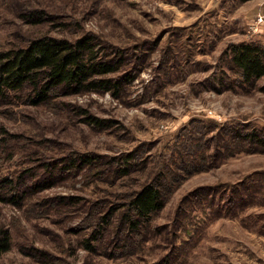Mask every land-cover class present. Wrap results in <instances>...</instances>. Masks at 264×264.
<instances>
[{
	"label": "rangeland",
	"instance_id": "rangeland-1",
	"mask_svg": "<svg viewBox=\"0 0 264 264\" xmlns=\"http://www.w3.org/2000/svg\"><path fill=\"white\" fill-rule=\"evenodd\" d=\"M239 3L0 0V50L39 35L90 33L109 58L122 52V71L113 76H127L117 95L58 90L39 105L24 92L0 100V175L30 169L38 186L20 206L0 200V236L8 231L12 242L0 264H264V76L243 85L225 53L232 43L264 45V22L250 31L264 5ZM35 10L49 17L23 18ZM228 125L262 134L254 142L235 135L222 142ZM193 141L208 161L179 168L175 157L190 155ZM217 143L222 149L213 157ZM130 152V174L106 171L107 161ZM89 155L97 156L92 165L48 177L55 165ZM158 178L165 205L132 232L122 220L124 205ZM110 211L88 249L90 213Z\"/></svg>",
	"mask_w": 264,
	"mask_h": 264
},
{
	"label": "trees",
	"instance_id": "trees-1",
	"mask_svg": "<svg viewBox=\"0 0 264 264\" xmlns=\"http://www.w3.org/2000/svg\"><path fill=\"white\" fill-rule=\"evenodd\" d=\"M237 1L246 2L249 0ZM22 16L28 20L33 19L32 21H43L40 19L45 16L48 18L49 13L45 10H35L29 14H22ZM97 40L96 35L90 33L83 34L75 39L39 35L28 38L24 44H15L0 50V100L13 95L18 97L21 92H24L31 104L39 105L49 101L58 90L66 94L90 90L112 91L116 95L119 94L127 76L122 78V76L115 77L113 75L121 73L124 56H121V51L113 50L115 59L113 56L109 58L110 54L105 52V47L100 48L98 46ZM225 53L229 57L227 65L240 71L243 85L244 83L251 84L264 76L263 44L252 41L232 43L225 50ZM89 120L96 125H101L102 122L94 116H90ZM228 124L236 126L231 123ZM217 125L219 127V123ZM229 125L224 127L223 133L225 136L222 138V142L230 135H235L234 139L237 137L238 140L244 139L242 136H246L249 138L248 141H253L257 135L262 134L259 130L247 129L246 132L240 131V127L233 132V128ZM262 142L264 143V140ZM191 143L194 147L191 148L190 155L181 153L175 157L174 163L179 168L193 166V164H196L195 161L200 158L201 161H208L206 152L203 154V149L198 148L200 142L193 141ZM235 145H245L242 148L252 149L250 145L242 141L237 142ZM223 147L228 149L229 144H225ZM219 148L222 149L220 143H217V150L215 151L217 153L213 154V157L219 156ZM135 155V152H130L126 156L121 155L114 160L107 161L108 168L106 171L110 173L111 171L117 172L119 177L130 174L136 161L134 160ZM95 161H97V156L92 155L88 157L81 156L79 159L76 157L71 158L67 164L62 162L60 167L55 165L50 168V176L48 175V177L51 180L59 176H67L69 173L75 172L74 169L82 168L86 164L90 166ZM46 165H51V163L49 162ZM208 167L209 165L206 166V169ZM30 175H32L30 169L21 170V168H15L7 176L0 175V200L20 206L26 200V197L30 198L37 193L38 186L35 187L34 183L28 178L32 177ZM44 181L50 184L47 180ZM162 185L163 183L158 178L145 183L131 197L129 196V200L124 205V207H127V211L122 213V220L132 232L139 230L142 225L148 223L152 216L164 207L165 193ZM41 186L43 187V185ZM239 195L230 196L229 203L234 202ZM99 215L90 213L88 217L93 218L91 222L94 223L93 234L84 241V244L90 250L94 249L93 241L99 238L105 229V223L109 222L111 211ZM1 233L0 256L8 251L12 245L10 233L8 231H1ZM120 241L117 239L115 243Z\"/></svg>",
	"mask_w": 264,
	"mask_h": 264
},
{
	"label": "built area",
	"instance_id": "built-area-1",
	"mask_svg": "<svg viewBox=\"0 0 264 264\" xmlns=\"http://www.w3.org/2000/svg\"><path fill=\"white\" fill-rule=\"evenodd\" d=\"M264 22V16H258L257 19L252 23H250V31L252 33L257 32L258 30V26Z\"/></svg>",
	"mask_w": 264,
	"mask_h": 264
},
{
	"label": "crops",
	"instance_id": "crops-1",
	"mask_svg": "<svg viewBox=\"0 0 264 264\" xmlns=\"http://www.w3.org/2000/svg\"><path fill=\"white\" fill-rule=\"evenodd\" d=\"M250 1L254 2V4L257 7V9H259L262 5H264V1L262 2L261 0H249V1H246V2H250ZM241 3H244V2H240L239 4H241ZM263 10H264V8H263ZM263 33H264V28L261 31V33H259V36L264 35ZM254 38L256 39L257 37L255 36Z\"/></svg>",
	"mask_w": 264,
	"mask_h": 264
}]
</instances>
